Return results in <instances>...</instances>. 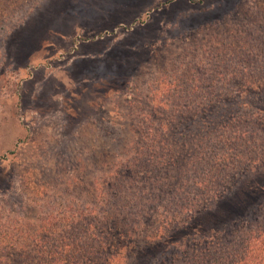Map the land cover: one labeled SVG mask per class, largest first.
Returning a JSON list of instances; mask_svg holds the SVG:
<instances>
[{
	"label": "rangeland",
	"instance_id": "rangeland-1",
	"mask_svg": "<svg viewBox=\"0 0 264 264\" xmlns=\"http://www.w3.org/2000/svg\"><path fill=\"white\" fill-rule=\"evenodd\" d=\"M10 2L0 0V237L1 232L12 233L13 244L65 209L71 213V204L75 209L91 208L93 193L102 202L105 192L110 197L134 185L135 163L118 169L120 156L141 143L136 129L148 126L153 134L149 122H169L172 134L178 130L186 137L190 133L191 140L200 131L212 136L221 130L231 133L233 125L224 130L219 123L233 114L264 119V90L256 88L236 99L220 97L208 112L197 113L193 119L179 120V116L156 111L155 117H149L144 103L151 97L149 91H156V77L191 72L189 66L175 64L180 59L191 60V69L213 75L219 71L263 75L261 69L249 67L256 61L264 66V8L257 7L264 6V0ZM245 14L248 19L244 21L252 25L244 30L251 36H232L237 45L249 46L251 56L240 50L237 58L249 65L230 63L236 57L232 51L230 56L215 57L219 42L228 36L224 32L242 25ZM229 65L240 66L241 71ZM220 89L237 94L232 85ZM204 124L210 126L204 128ZM194 155L193 150H181L186 162ZM111 174L119 176L115 185L109 182ZM144 182L135 185H146L140 190L148 191L150 186ZM222 184L223 194L195 205L203 211L187 226L155 242L142 234L134 237L123 264H163L174 253L198 249L197 241L209 233L229 236L243 220L262 217L264 163L237 171ZM167 198L158 199L155 206L166 205ZM128 208L136 207L130 204ZM149 223V219L141 222L139 229ZM9 250L0 243V264H6L5 258L9 264L35 263L17 252L9 255ZM144 252L147 257L140 255ZM37 263L59 264V260L51 257Z\"/></svg>",
	"mask_w": 264,
	"mask_h": 264
},
{
	"label": "trees",
	"instance_id": "trees-1",
	"mask_svg": "<svg viewBox=\"0 0 264 264\" xmlns=\"http://www.w3.org/2000/svg\"><path fill=\"white\" fill-rule=\"evenodd\" d=\"M18 1L20 0H9L10 4H17ZM257 7L264 8L258 5ZM245 15L242 17L241 26L224 32L228 36L219 42L220 49L215 57L226 54L230 56L229 52L232 51L236 57L230 60V63L239 65L247 62H239L237 58L241 56L240 50L250 57L249 46L243 43L237 45V38L232 36H251L249 31L244 30L246 26L252 25L251 21H244L248 19L247 14ZM262 18L264 19L263 16ZM175 64H185L191 72L183 76L173 74L163 79L155 78L156 91H149L151 97L148 96L144 100L145 107L150 110L149 117H155L156 111L160 114L168 112L173 118L179 116V120L187 117L193 119L197 113L203 115L208 112L207 109L212 107L210 104L214 100L219 101L220 97L236 99L242 93L256 89L264 90V66H258L257 61L249 68H252V71L261 69L263 75H239L240 77L232 75L230 71H219L213 75L207 71L203 72V69L202 72L197 68L191 69L193 63L187 59L176 60ZM246 64L249 65L248 62ZM234 66L229 65V68L233 69ZM235 67H239L241 71L242 67ZM230 85L232 89L237 90V94L220 89ZM220 115L222 118L224 113ZM161 118L166 120L167 117ZM254 118L255 116L230 115L226 122L220 121L219 125L225 126L224 130L233 125L231 133H222L221 130L219 133L214 132L212 136L210 132L200 131L191 140L190 133L186 137L177 134L178 130L172 134L173 129L169 122L158 123L160 125L155 124L156 126L149 122L148 125L154 128L153 134L152 129H147L148 126L136 129L141 143L137 147L128 148L123 156H120L118 169H122L123 165L130 168L135 163L134 185L125 190L114 191L110 197L105 192L106 197L102 202L93 193L91 208L86 206L85 209H75L71 204V213L68 212L70 209H65L61 217L50 219L49 222L47 220L45 225L31 231L32 235H24L22 242L16 241L13 244L11 241L15 235L8 231L4 234L1 232L0 243L10 247V250L6 251L9 255L17 252L25 260L35 262L33 264L42 261L45 263L51 257L56 260L58 257L59 264H123V257L125 254L127 256L134 246V237L142 234L150 242H155L166 236L167 232L187 226L203 211L195 207L199 201L223 194V181L235 175L237 171H248L255 164L264 163V119ZM236 124L242 127H237ZM209 126L203 125L204 128ZM189 142L193 143L192 147H189ZM181 150H193L196 155L189 157L186 162L182 159ZM159 155H162V158ZM138 166H141V169ZM122 173L117 172L123 177ZM175 173L178 176L174 175ZM117 174L109 176L111 181L108 178L112 185L119 181ZM179 178L181 179L177 181ZM142 179L144 183L148 182V191L140 190L146 189V185H135V182ZM186 179L190 182L182 183ZM121 181L123 182V179ZM166 195L167 204L161 208L155 206L157 200ZM152 196L156 199L153 200ZM144 199L152 202L147 203ZM130 204L136 207L132 211L128 208ZM150 213L152 215L146 216ZM260 214L262 217L255 218L253 222L243 220L244 223L237 225L230 235L227 234L229 236L209 233L197 241L198 249L191 252L186 250L183 255L174 253L163 264H264V210ZM158 216H162V220L158 221ZM147 219L150 223L139 229L141 222ZM153 219L155 225L152 223ZM53 221L56 222L52 223ZM71 231L75 233V237H72ZM18 232L20 230L16 232L17 235ZM147 232L151 234L147 236ZM140 255L148 256L145 252ZM8 260L5 258L6 264H9Z\"/></svg>",
	"mask_w": 264,
	"mask_h": 264
}]
</instances>
